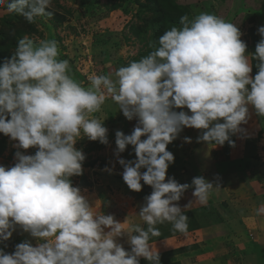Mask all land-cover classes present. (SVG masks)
I'll list each match as a JSON object with an SVG mask.
<instances>
[{
    "label": "clouds",
    "instance_id": "obj_1",
    "mask_svg": "<svg viewBox=\"0 0 264 264\" xmlns=\"http://www.w3.org/2000/svg\"><path fill=\"white\" fill-rule=\"evenodd\" d=\"M51 3L7 0V11L34 23L53 15ZM179 25L149 41L147 55L114 73H93L87 84L60 59L54 39L24 35L0 63V133L16 141L17 149H37L34 155L17 150L14 166H0V241L16 226L37 241L19 243L10 254L0 249V264H139L140 258L160 264L150 244L161 235L156 226L168 222L175 232L188 230L185 213L193 201L183 208L178 201L192 187L195 201L206 205L219 185L201 176L191 184L166 180L174 161L167 145L188 127L202 130L199 141L234 147L230 137L246 135L241 125L248 123L250 108L264 118V26L248 54L238 25L214 13L182 15ZM252 60L258 61L254 76ZM109 98L128 120H137L130 135L115 132L114 155L130 190L140 192L141 181L151 186L134 213L146 228H125L113 215L102 214L70 179L83 171L85 155L74 146L79 138L108 143V130L94 114ZM128 145L135 160L119 158ZM256 211L264 214V204ZM125 234L130 250L117 240Z\"/></svg>",
    "mask_w": 264,
    "mask_h": 264
},
{
    "label": "rangeland",
    "instance_id": "obj_2",
    "mask_svg": "<svg viewBox=\"0 0 264 264\" xmlns=\"http://www.w3.org/2000/svg\"><path fill=\"white\" fill-rule=\"evenodd\" d=\"M174 5L184 11L189 19L200 12H210L238 25L248 54L254 53L261 39L258 28L264 26V0H52L48 10L53 15L50 18L38 17L34 23H28L22 16L8 12L5 0L0 5V63L11 57L18 39L24 35L33 39H54L60 48V59H67L75 78L87 84L88 77L93 73H114L129 61L147 55L152 50L148 46L149 41L155 42L165 30L171 28L164 15L174 11ZM251 63L250 75L254 76L258 72V61L252 60ZM181 110L188 111L186 108L176 109ZM249 112L248 123L241 125L246 129V135L230 137L234 147L229 146L228 142L220 146L199 141L202 130L183 128L177 138L167 145L174 161L166 173V180L172 177L178 183L191 184L194 177L201 176L207 180L212 178L213 171L215 174L218 172L226 194L219 199L212 198V195L207 204L219 205L235 213L234 220L239 224L235 234H239L241 241L245 242L241 245L246 247L253 239H260L261 236L256 235L264 234V214L257 215L256 211L264 204V118L258 117L251 108ZM94 115L103 120L102 125L108 130V143L92 141L87 136L79 138L74 146L85 155L83 171L81 175L70 179L73 186L79 187L91 201L92 206L97 204L102 214L113 215L118 222H124L127 228L129 224L138 223L137 219L134 220L137 216L134 213L139 212L145 203L144 198L152 191L151 186L144 185L143 181L140 192L130 190L122 179L123 166L114 155L115 132L119 130L130 135L137 120H128L110 98ZM16 143L0 133V145L5 146L0 155V166H14V153L17 150L26 155H34L37 150L34 147L17 149L14 147ZM119 158L135 160L134 147L126 146ZM216 160L218 162L213 164ZM235 168H241L240 174H235ZM145 170L141 169V172ZM230 182L236 185V189L235 186L228 188ZM190 188L188 190H194ZM189 201L195 203L194 197L184 193L178 203L183 208ZM197 206L191 205L186 210L189 217L197 209L201 210L202 206ZM210 207L203 208L205 214ZM212 217L218 220L214 215ZM261 228L262 231H259ZM26 240L33 246L37 243L29 233L16 226L7 241H0V249L10 254L17 244ZM117 240L125 250H130L126 234Z\"/></svg>",
    "mask_w": 264,
    "mask_h": 264
},
{
    "label": "crops",
    "instance_id": "obj_3",
    "mask_svg": "<svg viewBox=\"0 0 264 264\" xmlns=\"http://www.w3.org/2000/svg\"><path fill=\"white\" fill-rule=\"evenodd\" d=\"M237 158L236 160H238ZM218 162L217 160L213 163ZM219 164H222L221 162ZM237 169L239 173L235 170ZM235 174L238 175L241 172V168H235ZM202 170V169H200ZM179 179V178H178ZM215 187L217 184L220 189L214 188L209 199L222 197L226 194V189L223 188L222 177L213 171L212 178L207 181L212 183ZM218 180V181H217ZM233 188L236 185L234 183H228ZM222 186V187H221ZM191 190V188L189 187ZM187 189L185 195H192L193 191ZM150 192H148L149 194ZM195 199V198H194ZM191 200V198H190ZM221 200V198H220ZM185 202V199L183 200ZM92 205L91 201H89ZM193 207L197 208L200 205L197 201L192 203ZM201 210L193 212L188 219V230L185 233H179L172 230V225L168 222L159 224L156 227L159 228L161 235L159 237H152L150 244L153 249L158 250L160 264H264V234L260 233L256 237H260L259 240H254L249 246H242L245 243L241 241L239 234H235L238 222L235 221L233 215L235 214L231 210H226L222 207H218L215 204L201 205ZM211 206L208 212L203 211L204 207ZM182 207V206H181ZM222 209V212L220 209ZM200 209V208H199ZM221 214V215H218ZM212 215L217 217L212 219ZM229 215V216H228ZM227 216V217H225ZM235 216V215H234ZM232 217V218H230ZM136 224L146 228L147 225L140 220L138 216L134 218ZM261 228L259 231H262ZM264 231V230H263ZM261 243V244H260ZM10 246V244H9ZM9 252V248L6 247ZM139 264H149L144 258L139 259Z\"/></svg>",
    "mask_w": 264,
    "mask_h": 264
},
{
    "label": "trees",
    "instance_id": "obj_4",
    "mask_svg": "<svg viewBox=\"0 0 264 264\" xmlns=\"http://www.w3.org/2000/svg\"><path fill=\"white\" fill-rule=\"evenodd\" d=\"M168 1H171V0H168ZM174 8H175L174 11L168 12L166 15L163 14L165 16L164 19L168 21L167 23L171 27L180 26L179 25L180 17L186 14L184 11H181L180 9H178V7H176L175 5H174ZM4 148H5L4 145H0V155L2 154Z\"/></svg>",
    "mask_w": 264,
    "mask_h": 264
}]
</instances>
